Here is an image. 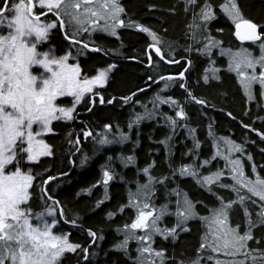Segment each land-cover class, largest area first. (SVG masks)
Instances as JSON below:
<instances>
[{"label":"trees","instance_id":"16d2710c","mask_svg":"<svg viewBox=\"0 0 264 264\" xmlns=\"http://www.w3.org/2000/svg\"><path fill=\"white\" fill-rule=\"evenodd\" d=\"M21 1L0 0V8L6 3L4 12L10 17ZM221 1L207 3L213 6ZM234 1L239 11L233 15L264 24V0ZM119 2L127 28L120 25L116 36L83 32L59 7L54 14L38 9L45 23L59 19L49 39L59 55L67 54L72 45L88 76L98 68L112 70L106 85L84 95L70 119L51 123L45 135L51 153L29 164L33 180L27 207L33 215L51 208L58 224L55 229L70 237L76 250L65 254L60 264H85V250L90 251L93 264H135L131 252L118 247L117 228L135 217L128 206L129 193L146 180L149 168L153 201H167L174 190L186 192L199 211L217 205L222 197L232 202V222L256 231L252 242L244 243L247 251L241 264L246 257L264 262V213L255 208L259 203L264 210V201L243 190L236 194L226 179L205 188L192 176L182 175L185 165L200 168L203 174L218 170L221 159L214 156L215 143L224 136L248 153L247 173L255 170L264 179L263 94L257 87L254 98H249L222 55L224 49H242L233 40L235 29L220 18L212 26L218 33L214 36L193 0L183 7L177 0ZM151 28L160 36L154 45L166 61L173 54L187 57L183 69L175 72L181 78L165 80L163 59L155 68L147 66ZM165 88L172 89L165 93ZM60 100L70 102L69 97ZM164 102L171 106L165 107ZM22 153L18 154L21 161ZM205 160L208 167L203 165ZM107 173L109 199L102 201ZM205 227L196 219L176 239L159 238L163 253L159 264H184L198 253L213 255L202 245ZM216 263L222 264L220 259Z\"/></svg>","mask_w":264,"mask_h":264},{"label":"rangeland","instance_id":"374dc122","mask_svg":"<svg viewBox=\"0 0 264 264\" xmlns=\"http://www.w3.org/2000/svg\"><path fill=\"white\" fill-rule=\"evenodd\" d=\"M21 2L12 16L0 13V232L11 237L7 238L11 241L8 247H19V236L23 237L26 264H60L64 254L75 247L68 235L55 229L58 224L51 208L33 215L27 207L33 180L29 164L51 153L45 142L51 123L70 119L88 91L106 85L112 67L98 68L94 75L85 74L72 45L62 56L49 42L55 23L31 17L30 1ZM37 5L44 10L61 8L83 32L101 31L116 36L120 28L119 0H39ZM207 46L212 48L211 44ZM257 48L258 52L256 48L251 52L222 50L229 69L251 99L257 87L264 98V45ZM66 97L69 103L60 100ZM19 151L23 152V161L18 158ZM214 156L221 159L218 170L203 174L200 168L185 165L182 175L192 176L205 188L226 179L236 194L243 190L264 201V179L255 170L251 171L255 174L247 173L245 159L251 158L243 145L221 136L215 143ZM203 165L208 167L209 161ZM145 173L146 180L129 193L128 206L135 217L117 228L118 247L131 252L135 264H159L163 253L158 239H176L196 219L206 226L202 245L213 255L198 253L184 264H217L218 259L222 264H237L239 256L243 261V237L251 228L242 229L232 222V202L222 197L217 205L199 211L186 192L174 190L167 201H153L149 190L154 179L149 168ZM103 180L102 201L109 199L110 174ZM255 205L264 213L261 204ZM246 208L244 212L248 214Z\"/></svg>","mask_w":264,"mask_h":264},{"label":"flooded vegetation","instance_id":"af4514ba","mask_svg":"<svg viewBox=\"0 0 264 264\" xmlns=\"http://www.w3.org/2000/svg\"><path fill=\"white\" fill-rule=\"evenodd\" d=\"M29 1H30V3L31 2L33 3V8H31V6H30V12L32 11V13L30 14L31 17H33V18H42L43 13H45V12H52L54 14L53 9H47V10H44L43 13H40L39 10L40 9L43 10L44 8L39 7L37 4L34 3L33 0L32 1L29 0ZM177 1H178L179 4H181L182 7L184 5H187L186 3H188L187 0H177ZM207 2H208V0H193V5L195 7H197V8H199V9L201 8V10H203V14L201 13L200 15H202V19H204V21L210 23L211 29H212V26H213L214 22H216L220 18H223L224 20H226L227 23H229L231 25V27L234 28L236 31H237L238 23H240L242 21H249V22L254 23L258 27L259 36L256 39H253V40H246V39L240 38L238 36L237 32L235 31L232 34V37L234 38L233 40H235L236 42L240 43L241 44L240 45L241 48L245 49V50H247L249 52H251L252 49L256 48L257 45L258 46L264 45V24L263 25H259V24H257L256 22L252 21L251 19H249L247 17L233 15V14H235L234 11H236V10L239 11L234 6V2H235L234 0H222L221 2H219L218 4L213 5V6H212V4H209ZM6 6H7V4L5 3L3 5V8H0V13L6 9ZM206 9H207V11H206ZM58 20L59 19H57V22L53 21L55 23V27L57 26ZM120 25H121V27L123 29L127 28V27H125V21L123 19H121ZM210 31H212V34L214 36L218 35V33H216L217 35L214 34L215 29H212ZM149 34H150V41H151L150 45L156 44L157 41L160 42L159 41L160 40V36L157 34V32H156V30L154 28H151L149 30ZM214 49H215L214 51H217L216 48H214ZM158 50H159V53H160L161 57H163L164 56L163 51H161L160 48H158ZM167 59H169L168 63L164 62L160 57H158L156 54H154L153 51H151L149 53V57H148L149 63L147 64V66L148 67L149 66H153L155 68L156 67V63L158 64V63L164 62V64L167 66L166 67L167 68L166 76H164V78H166L165 80H173V79H176V78H181V75H178L176 73L178 71H180L181 69H183L184 64H185L184 62H185V60H187V57H185L183 55H179V54H173L171 57H169ZM113 67H115V65H113ZM183 87L185 88V86H183ZM171 89L170 88H165L164 92L167 93V91H170ZM89 92L90 91H88L87 93H89ZM170 100L171 99H169V101ZM163 105L165 107L166 106H171L170 102H167V103L164 102ZM76 107H75V109L73 111V115H74V113L76 111ZM254 233L256 234V231H250V232L245 234V236L243 237L244 240H245V243L248 244L250 241L252 242V240L254 239V235H255ZM7 238L11 239L10 236L9 237L6 236V233L4 231H1L0 232V264H26V261H24V257H23V251H22L23 248L21 247L22 246L23 237L19 236V247H17V246L8 247V244L11 241H9ZM242 249L244 250V254H245L246 251H247L245 249V246ZM75 250L76 249H74V251H67L65 254L72 253V252L74 253ZM239 258L241 259V256H239ZM240 259L238 260L237 264H241L245 260V256L243 257V261L242 262L240 261ZM246 260L247 261L245 263H243V264H264V262H260V263L251 262L249 260V257H246ZM84 261H85V264H93L92 259H91V253H90L89 250H85Z\"/></svg>","mask_w":264,"mask_h":264},{"label":"water","instance_id":"95a60500","mask_svg":"<svg viewBox=\"0 0 264 264\" xmlns=\"http://www.w3.org/2000/svg\"><path fill=\"white\" fill-rule=\"evenodd\" d=\"M31 8H33V3L31 2ZM237 34L240 38L246 40H253L259 36L258 27L249 21H242L237 25ZM156 55L160 56L159 50L156 45H151L149 47Z\"/></svg>","mask_w":264,"mask_h":264},{"label":"bare ground","instance_id":"6f19581e","mask_svg":"<svg viewBox=\"0 0 264 264\" xmlns=\"http://www.w3.org/2000/svg\"><path fill=\"white\" fill-rule=\"evenodd\" d=\"M235 31H236V30H235ZM236 32H237V31H236ZM150 46H151V45H150ZM150 46H149V47H150ZM151 51H152V50H151ZM153 53H154V52H153ZM154 54H155V53H154ZM157 56L160 57L161 59L165 60L163 57H161V55H160V56L157 55ZM165 61H166V60H165ZM166 62L168 63L169 61H166ZM101 98H102V97H101ZM101 98H100V99H101ZM101 101H102V103H103V102H104V98H102Z\"/></svg>","mask_w":264,"mask_h":264}]
</instances>
